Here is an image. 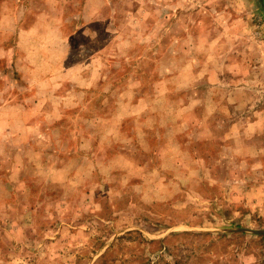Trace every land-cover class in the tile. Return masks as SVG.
<instances>
[{
	"label": "rangeland",
	"instance_id": "374dc122",
	"mask_svg": "<svg viewBox=\"0 0 264 264\" xmlns=\"http://www.w3.org/2000/svg\"><path fill=\"white\" fill-rule=\"evenodd\" d=\"M152 3L0 0V264H242L237 254L249 252L264 261V235L241 231L264 221L235 214L234 233L200 232L227 225L217 218L234 201L215 177L242 158L213 152L209 125L199 134L178 124L194 109L210 114L211 100L194 101L210 93L179 74L184 61L171 58L184 31ZM256 66L253 118L264 54Z\"/></svg>",
	"mask_w": 264,
	"mask_h": 264
},
{
	"label": "crops",
	"instance_id": "0c3cea01",
	"mask_svg": "<svg viewBox=\"0 0 264 264\" xmlns=\"http://www.w3.org/2000/svg\"><path fill=\"white\" fill-rule=\"evenodd\" d=\"M14 1L18 4L21 2V0ZM161 1L153 0L154 3L151 6L148 5V9L163 10L166 12V16L169 15L164 24H167L168 27L176 25L184 31V35L182 33L178 38L179 56H172L171 59L184 61L182 64L184 67L180 69L179 74L190 75L194 78L195 91L199 89L198 87L204 89L202 85H205V91L210 93V96L205 95L206 101L196 97L194 99L195 107H205L204 103L211 100L212 111L210 114L205 112L204 115H198L194 109V113L186 114L178 124L188 129L193 125L194 130L199 134L203 133V127L209 125L210 129L206 127L204 133L210 135L208 138H211V142L213 140L215 142L212 145L213 152L232 157V159H226L227 162L229 160L238 161L239 158H242L241 162L226 167V173L217 174L215 177V182L220 186H226L227 196L234 201L229 204L232 206L231 214L229 212L226 217L217 218L224 220L227 225L214 228V230L206 231L203 227L200 229V232L203 233L219 235L218 233L224 231L225 235H229L234 233V225L232 223L229 226V221L235 220V214L237 216L240 214L241 218L245 217L251 220L255 218L256 221L258 219L264 221V141H262L264 137V104H256V107L259 108L256 112L254 111L257 116L255 118L250 116L247 111V108H251L252 103L248 99L252 89V73L255 72L252 67H257L261 54H264V51L260 50V48L264 50V23L261 22V29H256V24L259 23L256 19L258 14L256 0ZM261 1L259 8L262 13H259L264 14ZM9 2L10 0H3V4ZM87 6H89V2ZM159 6L162 7L159 9ZM163 38L166 40L170 37L164 35ZM183 44L190 45L184 46ZM257 48L259 53L256 52ZM196 61L197 63H195ZM165 79L169 78L166 76ZM259 90H264V88ZM224 92L228 93L226 97L221 95ZM185 102V107H191V101L186 100ZM131 105L133 108L134 104ZM239 106L244 110L241 116L236 117L234 109ZM0 107L4 108V105H0ZM224 109L228 110L227 114L223 113ZM232 111L235 114L233 116ZM246 112L247 115H245ZM193 114L195 115L194 121L190 119ZM8 122L10 119L4 121V123ZM253 123L258 124V126H254V129L252 128ZM261 135L263 137H260ZM221 139L224 144L216 146ZM212 165V171L221 172L223 170L217 163H212ZM237 198H240V201H237ZM237 202L244 203L242 205L246 211L239 210L235 206ZM166 237H157L149 239V241L161 243ZM167 250L166 247H160L154 252H162L160 255H166ZM237 255L243 257L242 264L264 263V261L260 262L254 253H239ZM233 262L234 260L227 264ZM152 264H156V261H152ZM176 264L181 263L178 261Z\"/></svg>",
	"mask_w": 264,
	"mask_h": 264
},
{
	"label": "water",
	"instance_id": "95a60500",
	"mask_svg": "<svg viewBox=\"0 0 264 264\" xmlns=\"http://www.w3.org/2000/svg\"><path fill=\"white\" fill-rule=\"evenodd\" d=\"M243 232H251L257 235H264V230H252V229H242Z\"/></svg>",
	"mask_w": 264,
	"mask_h": 264
},
{
	"label": "flooded vegetation",
	"instance_id": "af4514ba",
	"mask_svg": "<svg viewBox=\"0 0 264 264\" xmlns=\"http://www.w3.org/2000/svg\"><path fill=\"white\" fill-rule=\"evenodd\" d=\"M261 2H262V5H263V8H264V0H262Z\"/></svg>",
	"mask_w": 264,
	"mask_h": 264
}]
</instances>
